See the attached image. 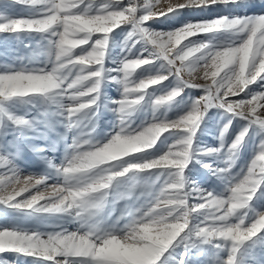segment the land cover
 <instances>
[{"label": "snow or ice", "instance_id": "1", "mask_svg": "<svg viewBox=\"0 0 264 264\" xmlns=\"http://www.w3.org/2000/svg\"><path fill=\"white\" fill-rule=\"evenodd\" d=\"M12 2L32 11L29 18L0 14V33H14L17 39L39 34L47 61L43 67L0 65V207L41 219L58 216L79 227L48 233L0 228V254L32 257V264H201V257L204 264H264V210H259L264 209V91L249 87L259 83L264 88V14H222L154 30L146 22L161 17L167 22L185 9L223 6L227 12L246 6V0H128L127 6L123 0ZM122 24L131 28L119 45L122 51L135 55L137 44L142 49L136 58H116L115 67H106L116 46L110 34ZM201 34L203 39H191ZM142 65L148 67L133 78ZM154 65L158 70H152ZM169 78L175 86L166 96L147 91ZM109 84L120 89L121 98L110 101L117 122L104 140H96L92 133L105 104L103 87ZM188 88L202 89L204 95L185 101ZM241 93L244 98L228 99ZM176 97L175 105L185 110L169 119L166 110L173 105L167 102ZM19 108L24 115L17 114ZM211 108L245 123L230 144L224 138L231 120L219 131V147L201 148L194 140ZM142 109L150 110L151 119L134 127ZM69 132L79 133L70 144ZM250 139L251 159L233 174ZM61 142L65 154L57 164ZM26 150L46 166L43 174L21 176ZM221 154L223 167L202 163ZM193 161L208 169L224 191L190 179L186 169ZM51 178L57 180L51 191L39 192L38 186ZM31 189L37 194L16 199ZM190 199L199 202L190 205ZM17 260L0 256V264Z\"/></svg>", "mask_w": 264, "mask_h": 264}, {"label": "rangeland", "instance_id": "2", "mask_svg": "<svg viewBox=\"0 0 264 264\" xmlns=\"http://www.w3.org/2000/svg\"><path fill=\"white\" fill-rule=\"evenodd\" d=\"M138 3L143 4L145 0H137ZM128 0H123V5L127 6ZM6 4H11V7L6 8ZM37 9L39 5L36 6ZM32 9L29 6L21 5V4H13L12 0H0V14L7 15L12 18H29ZM222 14H232V15H251V14H264V0H246V6L232 7L227 12L223 9V6L214 7L212 10H183L178 16L172 18L167 22H161L163 18H158L156 21H148L146 22V26L151 27L154 30H168L173 29L175 27L180 26L184 22L188 20H200V19H209ZM35 18H40L36 16ZM131 28L129 25L122 24L120 27L114 29L113 33L110 35L114 36L116 39V46L113 47L110 51L109 60H106V67H115L111 61L116 58H123L124 56H128L129 59H134L136 56L140 54V50L142 49L141 44H137L136 48L132 50L135 55H129L127 52H123L120 48V44L123 43V39L125 34L130 31ZM101 35L99 33L93 36L95 39L96 36ZM191 39H203V34L198 37H192ZM186 42V41H184ZM182 42V43H184ZM26 45H30V47H26ZM84 47V46H81ZM75 51L79 52V48L75 49ZM148 54L145 52L144 56L146 57ZM18 57L24 58L23 60L18 59ZM29 61L32 63L29 64ZM47 61V57L43 54V42H41V37L39 34L33 33L31 36H25L21 39H17L14 33H0V65H11L15 68H20L21 66L28 65L31 67H43ZM179 64V61H177ZM48 68H51V64H47ZM148 66L142 65L135 69L133 73V78L140 77L143 69ZM159 65H154L152 67L153 71L158 70ZM3 68H0L2 71ZM144 75H147L144 73ZM185 79H188L187 74L185 75ZM198 84L210 83V81H205L203 79H197L195 81ZM175 86V81L172 78L169 80L162 81L156 85H150L147 89L148 92L154 93V97H158L160 95L167 94L168 91L171 90V87ZM254 92L255 91H264V88H261L259 83L252 84L249 86ZM104 93V106L100 109L99 117H98V126L96 131L92 133V136L96 140H104L106 138V134L112 132L114 125L117 122V115L111 111L110 109L114 107V105L110 104L111 100H118L121 98L120 89L115 84L105 85L103 87ZM200 93L204 92L202 89H185L183 94V100L187 101L188 98L196 97ZM244 98V94L241 93L239 96H230L228 99L230 100H239ZM180 99V97H176L173 101H168L167 103L172 104L173 106L166 110V115L169 119L176 118L185 110L182 106H176L175 100ZM17 114L24 115L25 109L19 108L16 110ZM161 112L165 111L164 108L160 109ZM31 114V113H30ZM134 124L139 125L141 121L144 119H151L150 110L142 109L135 114ZM231 120V126L229 128V132L226 134L224 138L225 145L230 144L234 136L241 130L244 126V121L233 118L230 114L224 112L223 109L211 108L205 114L203 121L200 125V131L197 133V139L194 140V145H197L201 148H217L220 146L221 141L219 140V131L220 129ZM57 131L63 132L64 129L58 127ZM88 131V130H86ZM77 132H69L67 133V143L70 144L72 142V138L74 135H78ZM167 133L162 134L166 136ZM12 137L9 136V139ZM53 139H56L53 134ZM258 138L256 139V143L258 144ZM30 143L44 145L45 142L42 140H32ZM171 143V141H169ZM156 147H160L159 141L157 142ZM151 151V150H150ZM65 154V144L61 142L58 148V151L55 153L56 163L59 164L61 159ZM49 157H52L53 153L48 152L45 153ZM252 156L251 150V139L249 140L248 146L243 148L239 156L236 160V164L232 169L233 174L239 173L241 168L246 165L247 162L250 161ZM25 157L20 164L21 168V176H26L28 174L35 173L37 176L44 173L46 166L39 159L37 154L25 151ZM226 160V156L221 155H213L208 156L202 159V163H209L211 166H224V161ZM190 170V171H189ZM4 169L0 168V173H3ZM186 172L189 175V178L195 180V182L203 188L214 189L216 192H223L224 185L220 183L215 177L210 175L208 169L201 167L200 163H196L193 161L188 165V169ZM242 178V177H241ZM62 182V181H61ZM57 180L55 178H51L46 182V185L38 186V191L44 193L45 195L51 191V186L56 184ZM19 186H17L18 190ZM159 191V189H157ZM37 189H31L30 192H25L21 197H17V200L28 197L29 195H36ZM199 201L195 199H190L189 204L197 203ZM41 204L45 203V201H40ZM118 207H123V202H121ZM264 210V209H259ZM119 214V213H117ZM67 229L69 232L76 231L79 225L74 221H65L64 218L58 216L45 217L41 219L38 216H24L20 213H16L12 210L4 211L2 207H0V228L3 227H23L25 229L37 230L42 233H48L52 231H61L62 228ZM46 238V237H45ZM179 251V250H178ZM222 258L226 259V253H222ZM4 258L12 260L16 262L17 258L14 254L4 253L0 254ZM32 257H20L17 260V264H32ZM59 259V258H58ZM204 257H201V264H204Z\"/></svg>", "mask_w": 264, "mask_h": 264}, {"label": "bare ground", "instance_id": "3", "mask_svg": "<svg viewBox=\"0 0 264 264\" xmlns=\"http://www.w3.org/2000/svg\"><path fill=\"white\" fill-rule=\"evenodd\" d=\"M201 95H203V93H200L199 95H197L196 97H199V96H201Z\"/></svg>", "mask_w": 264, "mask_h": 264}]
</instances>
